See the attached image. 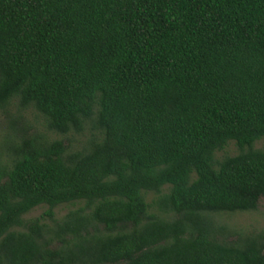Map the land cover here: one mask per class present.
Instances as JSON below:
<instances>
[{"label": "trees", "instance_id": "trees-1", "mask_svg": "<svg viewBox=\"0 0 264 264\" xmlns=\"http://www.w3.org/2000/svg\"><path fill=\"white\" fill-rule=\"evenodd\" d=\"M0 110V264H264V0H0Z\"/></svg>", "mask_w": 264, "mask_h": 264}, {"label": "rangeland", "instance_id": "rangeland-1", "mask_svg": "<svg viewBox=\"0 0 264 264\" xmlns=\"http://www.w3.org/2000/svg\"><path fill=\"white\" fill-rule=\"evenodd\" d=\"M16 108H13V112ZM26 119H21L20 124L26 123L32 126H37L40 129H43L42 127V118L36 113L32 111H27L25 113ZM11 118L9 115H6L3 110H0V146L4 144L6 135L9 132V121ZM89 130H86V132H89ZM86 132L84 134H73L67 136L65 139L66 142L68 141L73 148H77L81 146L86 137L89 135ZM263 145V140L258 141L255 144L256 148H260ZM239 152L238 147L234 142H230L227 146L226 150L224 152H217L216 157L221 158L224 155H235ZM156 197L154 193H148L147 194V201L149 203L152 202V200ZM71 205H61L54 209L56 218H61L64 216L67 211L72 208ZM47 209V206L40 205L36 208H34L32 211H30L28 214H26L24 217L25 219L34 218L42 215L45 210ZM153 212H157L156 209H153ZM213 218L215 222L222 224L226 229L223 231L224 235L227 237V239L230 240H237L239 238H243L246 236H256V235H263L264 236V196L260 198L258 202V206L253 211L248 212H235V213H223V214H214Z\"/></svg>", "mask_w": 264, "mask_h": 264}]
</instances>
